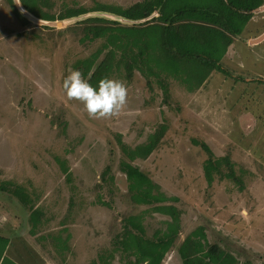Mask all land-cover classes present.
I'll return each mask as SVG.
<instances>
[{
  "label": "rangeland",
  "instance_id": "rangeland-1",
  "mask_svg": "<svg viewBox=\"0 0 264 264\" xmlns=\"http://www.w3.org/2000/svg\"><path fill=\"white\" fill-rule=\"evenodd\" d=\"M52 1L60 11L141 0ZM9 6H0V186L20 187L39 215L35 226L32 210L0 191V235L10 240L4 264H120L115 244L124 219L136 216L139 222L150 211L130 198L118 139L134 148L161 123L168 131L159 148L132 163L179 199L174 205L182 212L181 231L203 226L211 243L241 262L264 264V41L251 42L264 33V11L254 13L222 59L230 77L214 72L191 92L170 74L168 107L154 82L149 89L137 68L129 81L121 68L110 78L125 84V105L115 116L90 118L80 102L66 97L62 81L102 44L112 48L110 36L81 42L80 23L106 17L90 13L62 26L23 25ZM195 141L216 158L228 156L243 189L218 176L209 186L203 169L208 156ZM107 166L114 180L106 183ZM149 215L144 236L152 239L166 225L163 216Z\"/></svg>",
  "mask_w": 264,
  "mask_h": 264
},
{
  "label": "trees",
  "instance_id": "trees-1",
  "mask_svg": "<svg viewBox=\"0 0 264 264\" xmlns=\"http://www.w3.org/2000/svg\"><path fill=\"white\" fill-rule=\"evenodd\" d=\"M7 2L23 25L31 24L16 9L13 0ZM20 2L34 16L47 21L69 20L94 12L141 20L157 12L158 16L146 23L132 26H123L119 22L99 17L82 21L80 24L85 26L82 43L110 36L112 48H104L102 44L81 65L79 62L75 69L95 85L99 79L110 78L112 73L121 68H124L130 81L134 68H137L146 77L149 89H153L151 82H154L162 90V103L168 107L172 106L171 79L186 83L189 90L195 92L204 86L214 72L231 76L221 61L234 38L241 36L254 17V10L264 4V0H141L127 7L98 3L91 10L76 5L55 11L56 5L52 0ZM144 55L146 59H143ZM156 69L169 72L168 76L159 75ZM167 131L166 123L159 124L145 143L134 148L118 139L124 157L119 168L126 176L131 200L138 205L152 206L149 210L170 217V221L166 222V230L157 231L152 239L144 236V227L136 216L124 219L115 250L127 255L128 264H162L181 230L182 212L174 205L179 199L163 193L158 184L132 163L138 159H148L159 148ZM195 145L200 146L208 156L203 169L209 186L218 176L221 180H232L243 189L242 177L235 173L234 163L228 156L216 158L207 144L195 141ZM110 172L111 167L107 166L102 173L106 183L114 180ZM4 184L0 186V191L19 197L22 204L32 210L30 219L36 226L39 212L32 206L30 198L20 187L14 188L12 183L5 187ZM9 243L8 237L0 235V264L6 262L5 252ZM178 253L183 264H252L250 260L241 262L227 249L211 243L203 226L187 235L179 245Z\"/></svg>",
  "mask_w": 264,
  "mask_h": 264
},
{
  "label": "clouds",
  "instance_id": "clouds-1",
  "mask_svg": "<svg viewBox=\"0 0 264 264\" xmlns=\"http://www.w3.org/2000/svg\"><path fill=\"white\" fill-rule=\"evenodd\" d=\"M66 97L80 102L90 118L117 115L126 103L127 88L119 79L103 77L95 85L78 69H71L62 81Z\"/></svg>",
  "mask_w": 264,
  "mask_h": 264
},
{
  "label": "water",
  "instance_id": "water-1",
  "mask_svg": "<svg viewBox=\"0 0 264 264\" xmlns=\"http://www.w3.org/2000/svg\"><path fill=\"white\" fill-rule=\"evenodd\" d=\"M13 2H14V5H15L16 9L20 12V14L23 17H25L28 21H30L31 23H35V24H39V25L47 26V27H55V26H62L65 21L73 20V19L63 20V21H47V20H42V19L37 18L36 16H34L28 10H26L22 6L20 0H13ZM263 11H264V4L262 6H260V7H258L257 9H255L254 10V13L263 12ZM94 13H102L99 16H103L104 15V17H106L104 19H107L108 18L109 20L111 19L112 21H119V23L122 22V23H127V24H130V25L144 24L147 21L151 20L152 18L158 16V13L155 12L151 16H149V17H147L145 19H141V20H130V19H126L124 17L118 16V15L112 14V13H106V12H94ZM88 14H90V13H88ZM88 14H86V15H88ZM83 16H85V15H83ZM101 18H103V17H101ZM74 19H76V18H74ZM263 41H264V33H262L258 38L254 39L251 42L253 44H260Z\"/></svg>",
  "mask_w": 264,
  "mask_h": 264
},
{
  "label": "crops",
  "instance_id": "crops-1",
  "mask_svg": "<svg viewBox=\"0 0 264 264\" xmlns=\"http://www.w3.org/2000/svg\"><path fill=\"white\" fill-rule=\"evenodd\" d=\"M2 2H4V3H6L8 6L10 5L8 2H7V0H0V6H2ZM10 7V6H9ZM2 8V7H1ZM10 9H11V12L13 13V11H12V8L10 7ZM212 76V75H211ZM210 76V77H211ZM139 206H145L144 208H142V209H147V210H149L152 206H147V205H139ZM143 211V210H142ZM150 212H148L145 216H144V218L140 221L141 222V224H142V226L144 227V229H147L146 228V224H147V221H148V219L150 218V215L149 214H151V216L153 215V216H163L164 218V220H165V225H166V222H168V221H170V217H168V216H166V215H163V214H160V213H155L154 211H151V210H149ZM162 219V218H161ZM181 228H182V226H181ZM165 230H166V228H165ZM165 230H163V231H165ZM157 231H162V230H157ZM157 231H155L154 233H156ZM190 232H188L187 234H184L181 230H180V233H179V236L181 235V238L180 239H177L176 240V242H175V244H174V246L172 247V249L165 255V258H164V260H163V262H162V264H183L182 263V260H181V258H180V255H179V253H178V247H179V245L183 242V240L187 237V235L189 234ZM117 254V253H116ZM115 254V255H116ZM122 255H123V253H122ZM119 262H120V264H123V262H124V264H128L129 263V259H128V257H127V255H123L122 256V260H119ZM114 264H116V263H114Z\"/></svg>",
  "mask_w": 264,
  "mask_h": 264
}]
</instances>
